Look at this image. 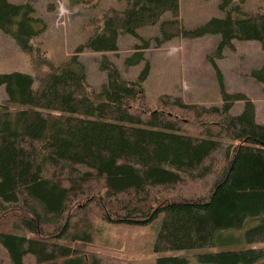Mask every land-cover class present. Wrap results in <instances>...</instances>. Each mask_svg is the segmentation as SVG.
Instances as JSON below:
<instances>
[{
    "label": "trees",
    "instance_id": "trees-1",
    "mask_svg": "<svg viewBox=\"0 0 264 264\" xmlns=\"http://www.w3.org/2000/svg\"><path fill=\"white\" fill-rule=\"evenodd\" d=\"M244 2L220 0L221 16L178 31L186 41L219 37L207 61L221 104L199 106L163 95L158 108L149 110L144 84L151 67L145 51L173 38L166 30L180 24L179 0H112L94 19L87 39L59 64L33 45L46 31L33 5L0 0V32L35 66L34 75L0 74L5 95L0 101V264H102L75 248L90 244L97 232L92 209L100 211V221L114 224L160 220L156 253L227 244L230 237L224 235L234 231H243L246 245L264 244V124L256 121L249 97L225 90L217 65L225 51L235 50V41L264 49V7L247 12ZM147 27H156L157 36L143 39L138 30ZM121 37L136 40L124 60L128 67L142 66L134 79L125 78L111 58L118 57ZM85 52L100 55L105 81L97 88L87 81L79 56ZM250 77L264 94V65ZM237 102L242 111L233 115ZM214 156L218 166L212 165ZM211 177L203 196L153 202V191ZM83 197L90 199L80 210ZM195 259L264 264V248ZM187 263L183 257L155 262Z\"/></svg>",
    "mask_w": 264,
    "mask_h": 264
},
{
    "label": "rangeland",
    "instance_id": "rangeland-1",
    "mask_svg": "<svg viewBox=\"0 0 264 264\" xmlns=\"http://www.w3.org/2000/svg\"><path fill=\"white\" fill-rule=\"evenodd\" d=\"M14 3L30 2L35 9V17L46 25V31L33 41L39 46L50 61L55 64L69 58L77 45L84 42L92 25L105 12L112 0H10ZM220 0H179L180 24L166 30L173 33V38L160 46L145 51V58L151 70L144 84L145 103L150 109L158 108V98L163 95H175L186 103L199 106L220 105V91L215 72L207 61V56L214 52L218 36H206L199 39L185 40L178 35L181 28L192 29L211 17L221 16L218 10ZM244 9L253 12L264 7V0H244ZM122 8V5L118 9ZM95 19V21H94ZM94 21V22H93ZM143 39L157 36L156 27L138 30ZM136 40L130 37L119 39L118 57L112 61L127 79H134L141 70V65L128 67L124 64L127 56L133 53ZM233 52L225 51L222 60L217 65L223 75V84L228 93H243L249 97L256 107V121L264 122V94L261 86L250 77V72L264 65V49L256 42H234ZM84 65L87 81L97 88L105 81V74L98 69L97 53L80 54ZM14 71L34 75L35 66L29 61L16 44L0 32V74ZM5 98L0 88V101ZM242 102H237L231 108V114L239 115ZM212 165H219V156H214ZM218 163L216 164V162ZM215 163V164H214ZM218 170V167H216ZM212 177L203 181H186L183 185L173 188H163L153 191L154 201L173 200L180 197L203 196L210 188ZM90 198L79 200L78 208L83 210ZM86 205V206H85ZM96 210V209H95ZM90 211V210H89ZM91 224L96 232L90 244H79L75 248L86 255L93 254L102 264H155L158 258L183 257L187 264H199L196 256L200 254L224 250H239L244 248H264V244L246 245L242 241L241 232H229L224 237H230L227 244L212 248L186 251L154 252V242L160 220L146 226L114 224L100 221V211L92 209ZM94 216H97L95 219ZM99 217V218H98ZM22 235V234H21Z\"/></svg>",
    "mask_w": 264,
    "mask_h": 264
},
{
    "label": "crops",
    "instance_id": "crops-1",
    "mask_svg": "<svg viewBox=\"0 0 264 264\" xmlns=\"http://www.w3.org/2000/svg\"><path fill=\"white\" fill-rule=\"evenodd\" d=\"M4 99H5V98H4ZM4 99H3V100H4ZM3 100H2V101H3ZM260 124H264V122H263V123H260Z\"/></svg>",
    "mask_w": 264,
    "mask_h": 264
}]
</instances>
